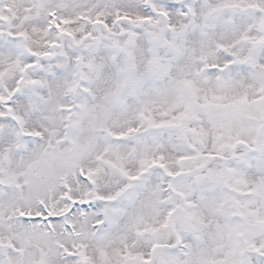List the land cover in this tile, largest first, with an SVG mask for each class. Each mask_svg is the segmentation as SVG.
<instances>
[{
	"label": "snow or ice",
	"instance_id": "obj_1",
	"mask_svg": "<svg viewBox=\"0 0 264 264\" xmlns=\"http://www.w3.org/2000/svg\"><path fill=\"white\" fill-rule=\"evenodd\" d=\"M0 264H264V0H0Z\"/></svg>",
	"mask_w": 264,
	"mask_h": 264
}]
</instances>
